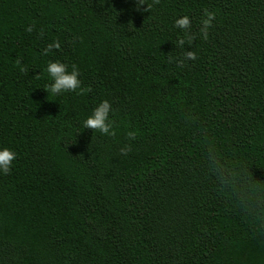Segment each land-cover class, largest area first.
Masks as SVG:
<instances>
[{
  "label": "trees",
  "instance_id": "1",
  "mask_svg": "<svg viewBox=\"0 0 264 264\" xmlns=\"http://www.w3.org/2000/svg\"><path fill=\"white\" fill-rule=\"evenodd\" d=\"M4 147L0 264H264V0H0Z\"/></svg>",
  "mask_w": 264,
  "mask_h": 264
},
{
  "label": "clouds",
  "instance_id": "2",
  "mask_svg": "<svg viewBox=\"0 0 264 264\" xmlns=\"http://www.w3.org/2000/svg\"><path fill=\"white\" fill-rule=\"evenodd\" d=\"M144 0H141L143 3ZM205 19L202 20V27L200 28V34L202 38L207 39L208 31L211 27V22L214 19L213 13H205ZM174 26L178 28L181 32L185 33L187 30L191 29V21L188 16H183L182 18L176 19ZM28 32L32 31V28L27 29ZM184 44L183 39L177 41L178 46ZM59 41H54L49 44L43 52V55H48L52 49H59ZM187 59L194 61L196 55L193 52L187 53ZM19 64V61H17ZM182 66V65H181ZM24 69L21 68V71ZM45 71L51 81L47 85V92L52 96H59L64 93L77 92L81 89V80L78 79L80 76L79 69L76 65L71 66V70L67 64L56 61H49L46 65ZM112 110L111 104L107 100H102L91 112V114L83 121V127L98 131L101 135L113 136L115 131L112 128L111 121L109 119L110 112ZM128 137L134 139L136 136L135 132H129ZM122 154H127L130 151L128 146L121 148ZM17 154L15 151L4 147L0 148V175L9 174L11 168L13 167V161L16 159Z\"/></svg>",
  "mask_w": 264,
  "mask_h": 264
},
{
  "label": "rangeland",
  "instance_id": "3",
  "mask_svg": "<svg viewBox=\"0 0 264 264\" xmlns=\"http://www.w3.org/2000/svg\"><path fill=\"white\" fill-rule=\"evenodd\" d=\"M204 58H206V57H204Z\"/></svg>",
  "mask_w": 264,
  "mask_h": 264
}]
</instances>
